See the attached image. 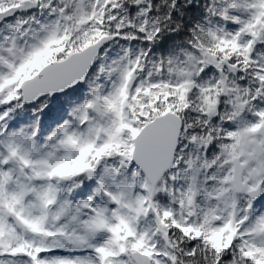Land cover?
I'll return each mask as SVG.
<instances>
[{"label":"snow or ice","instance_id":"1","mask_svg":"<svg viewBox=\"0 0 264 264\" xmlns=\"http://www.w3.org/2000/svg\"><path fill=\"white\" fill-rule=\"evenodd\" d=\"M0 264H264V0H0Z\"/></svg>","mask_w":264,"mask_h":264}]
</instances>
